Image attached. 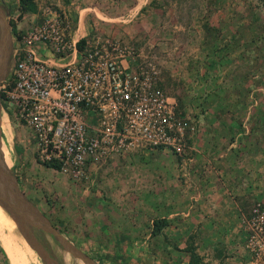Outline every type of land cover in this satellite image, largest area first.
<instances>
[{
  "label": "rangeland",
  "instance_id": "1",
  "mask_svg": "<svg viewBox=\"0 0 264 264\" xmlns=\"http://www.w3.org/2000/svg\"><path fill=\"white\" fill-rule=\"evenodd\" d=\"M1 2L8 11L11 34L12 25L19 28L20 42L12 34L13 49L23 46L21 37L43 22V9L62 10L55 0H35V14L20 15L18 0ZM137 2L139 0L125 3L124 9H130L128 14L132 13ZM145 3L146 11L143 9L136 16L125 17L128 33L123 32L122 35L103 29L98 31V35L101 39H116L132 47L136 52V63L150 70L156 84L176 99L181 109L180 118L189 131V127H193L185 154L179 157L172 152H141L139 156L131 157L133 162L126 168L121 166L114 173L111 171L109 178L104 180V189L98 186L95 190L91 187V190L84 191L89 183L95 187V179L93 182L89 175L75 177L69 171L62 172L40 161L31 129L19 119L14 103L2 99L0 150L4 162L9 169L15 168L19 189L26 197L75 247L97 264H187L190 253L185 247L190 235H193V244L202 264H264L263 194L258 198L250 196V201L238 204L232 201L235 194L224 192L227 202L223 204L227 205V210H222L224 206L218 202L219 196L215 194L216 198L209 201L210 196L205 193L208 210L207 207L196 210L197 219L202 217L203 223L186 224L183 239L175 237L168 241L163 236L152 237L149 235L151 226L148 225L150 219L158 215L159 202L164 200L171 204L174 200L170 197L172 195H168L172 192L168 183L181 194L179 208L183 212L189 210V214L195 213L194 207H188L189 194L183 190L184 179L191 163L196 160L194 152L190 153V140L198 126L203 127V138L222 134L229 138L236 127L228 128L222 122H241L240 129L245 131L242 140H249L251 136L257 153H264V12L257 0H146ZM161 11H166V14H161ZM204 20L208 21V27H205ZM145 25L149 27L147 34ZM15 61L16 57H13L12 67ZM202 65L207 70L206 77L201 75ZM232 109L233 113L230 112ZM199 114L203 117L201 124L194 119ZM205 117L211 122H206ZM247 145L243 151L252 153V148L248 149ZM201 154L205 156L204 151ZM208 158L205 157L206 162L201 166L202 183L210 175L204 172L205 169L209 168L210 172L218 169L217 165L208 162ZM205 164L210 167L206 168ZM260 164L257 159V167ZM125 170L132 175L124 179L135 187L131 194H119L120 188H116V177ZM169 173L173 175L174 183L168 179ZM162 175L165 178L160 179ZM250 177L247 179L252 182L249 186L252 187L257 179ZM192 179L186 181L187 186L191 181L195 183ZM258 181L256 188L264 187V180L259 181L261 184ZM163 191L167 194L165 197L161 194ZM111 202L112 208L108 205ZM215 203L217 211L212 208ZM121 204L130 206V209L121 210ZM133 211L142 217L139 223L144 225L133 226L131 219L129 227L122 224ZM116 213H121L123 219L106 216L115 217ZM205 215L210 217L207 219ZM187 217L183 218L179 213L172 218L186 221L189 220ZM205 222L209 225H204ZM169 228L165 230L166 237ZM112 231H118V240L125 237L124 233L129 237L121 242L111 241L107 234ZM48 237L52 250L60 258L62 256L65 264H84L62 251ZM24 240L17 227L15 230L9 224L0 207V264H43L36 251L29 244H24Z\"/></svg>",
  "mask_w": 264,
  "mask_h": 264
},
{
  "label": "built area",
  "instance_id": "2",
  "mask_svg": "<svg viewBox=\"0 0 264 264\" xmlns=\"http://www.w3.org/2000/svg\"><path fill=\"white\" fill-rule=\"evenodd\" d=\"M41 15L13 49L16 61L0 83L31 129L40 161L87 177L89 165L133 152L185 154L193 127L187 133L176 99L136 63L132 47L95 37L78 48L68 13L45 8Z\"/></svg>",
  "mask_w": 264,
  "mask_h": 264
},
{
  "label": "crops",
  "instance_id": "3",
  "mask_svg": "<svg viewBox=\"0 0 264 264\" xmlns=\"http://www.w3.org/2000/svg\"><path fill=\"white\" fill-rule=\"evenodd\" d=\"M136 1L137 0H135V2ZM145 2L146 0H142V1L139 0V3L137 2L136 6L133 7L132 13L128 14L127 11H129L130 9H127V11L126 9H124L125 8L124 5L125 3L126 4L128 3V0H55V3L57 4V6H59L60 9H62V11L68 13L71 18V29L69 32L70 37L73 38L75 42L83 38L85 40V43L89 41L90 39L99 37L98 31H103V29H110V31H113L114 33H119V34L121 33L122 35L124 34L123 32L128 33L129 30L127 29L128 27L125 24L127 19L125 17L136 16L140 14L143 9L144 11H146L147 8H144L146 4ZM161 14H166V11L165 12L161 11ZM148 16L149 14L146 16V18ZM139 18H141V16H139ZM204 22L207 24V26L205 27H208V21L204 20ZM192 26L196 27L195 24H192ZM144 29H145L144 31L145 34H147L149 27L145 25ZM15 30L19 32L18 31L19 28L16 26H15ZM14 39L16 40V37ZM39 45H43V44L40 43ZM38 52L41 56L45 57L46 53L44 52V49H41ZM201 62L203 64L204 61L202 60ZM206 71L207 70L204 69L203 67V71L201 72V75L204 77L208 76ZM237 110L238 112H240V109H236V111ZM227 111L228 109H226V112ZM230 112L233 113L234 109H232V111ZM200 114L196 116V118H194L195 120H197V122H199V124H201V121L203 120V117H201V115L203 114L201 115ZM204 115H206V112L204 113ZM204 120H206V122L210 121L208 117H205ZM240 123L241 122L239 123L231 122L229 124L226 120L222 122V124H227L226 127L228 128L229 126L236 127L234 128V131H232V133L230 134L231 136L229 138L228 136L224 137L226 136L225 134H222L219 137H210V138L204 137L203 138L201 137L203 127L198 126V129L194 133L195 136L192 137V139L190 140V144H191L190 147L192 149L190 153L194 152V158H196V160H195V163L194 162L191 163L190 171L184 179L185 189L183 190L184 192L189 194L190 197L187 196L188 201H189L188 207H194L195 209L193 212L195 213L189 214L190 213L189 210L183 212L179 208L180 207L179 205L182 200V197H180L181 194H179L178 191H175L176 189L174 190V185L172 184L170 185V183H168V189L169 191H172L168 195H172L170 197H173L174 200L170 202L171 204H169L168 202H165L163 199H161L163 201L157 204L158 215L153 216L150 219V223H148V225L152 227L153 219L155 218L167 219L169 221V227H170L169 235L167 234L168 241L169 240L172 241L173 239H175V237H181L183 239L185 232H186L184 227L188 223L190 224L191 223H196V224L201 223L202 225L203 223L201 220L202 217L200 219H197L198 217H197L196 210L198 207H200L201 209L207 207L206 210H208L209 206L206 204L207 201L205 202V195H204L205 193L210 196V198L208 199L209 201H212L214 198H216V195H218L219 196L218 202L220 201V203H222L221 205L224 206L222 210H227L225 209L227 208V205L223 204L227 202L226 198L223 195L224 192H231L235 194L233 195L234 197L232 196V201L238 204L247 203L248 201H250L249 199H252L250 196L252 197L255 196L256 198H258L264 195V187L259 186V188H256L255 186L257 180L259 181L261 179L264 180V157H263L264 153H260V152H259L260 154L257 153L255 145H253L252 140H250L251 136L249 140H244V139L242 140L243 138L242 134L245 133V131H241L242 129H240L241 127ZM211 135H214V133H211ZM246 143L249 144L247 145L248 149L252 148V153L248 149H247L248 150L247 153L243 151ZM145 151H138L135 153H131V155L129 154L123 157H112L106 160L105 162H102L101 163L102 165L99 164L98 166L101 165L99 168H96V166H93V165H89L88 175L91 177L89 179L91 180L95 179L96 185L95 187H93V185H89L90 183L89 184L87 183L88 185H86L85 190L84 189L83 190L84 191L91 190V187L92 189L95 190V188H97L98 186L104 189L105 188L103 184L104 180H107L109 178L108 174L109 173L111 174V171L112 173H114V171H117L118 168H120L121 166H122L121 168H126L128 166L127 164L130 165L133 162L131 160V157L139 156L141 152H145ZM148 151H161L163 153L166 152L162 150H148ZM202 151H204L205 156L204 154H201ZM207 156L209 157L208 162H210L211 164L217 165L218 169H217V172H214V171L210 172L209 168H207V167H210V165L205 164L207 169H205L204 172L209 173L210 175L206 177L207 181L205 183H202L201 177L203 176V173H202L203 169L201 166H202V162H206L205 157ZM257 159H258L259 164L261 161L260 167H257ZM168 175H169L168 179H171V182L174 183L173 175L171 176L170 173ZM250 175H251L250 179H254V180L257 179L255 182H253L252 187H249L252 182H249V180L247 179ZM129 177H132V175H130V172H128V170H125L124 173L118 174V177H116L118 178V182L116 183L118 187L116 188H120L119 194H131L132 190H134L135 187L130 186L129 183L124 180L125 178L128 179ZM99 178H102V180H99ZM159 178L162 179L165 177H163L162 175ZM191 178H193L192 180L195 181V183H192L191 181L190 182L191 184L187 186L186 181H188L189 179L191 180ZM92 181L94 182V180ZM259 181H258V184H261ZM197 182H198V186H196ZM132 183H134V181H132ZM154 190H155L154 193H156L157 189L155 188ZM161 194L164 197L167 195L165 194L164 191L161 192ZM113 195L115 196L116 194L114 193ZM191 195H193V197ZM108 205L109 207L112 208V202L109 203ZM213 205L214 206H212V208L215 209L217 206L216 203ZM126 208L130 209V206L125 207L123 204H121V207H120L121 210L122 209L125 210ZM217 210L218 208H216V211ZM179 213L183 215V218L188 215L189 217L187 218L189 220L184 221L180 218V221H175V219L172 217L174 215H178ZM106 216L110 218H116V220L123 219L122 217L123 215H121V213L120 215L116 213L115 217H112L109 215H106ZM118 217H120V219H118ZM205 217L208 219L210 215H205ZM126 219H124L125 220L124 222L122 221L123 222L122 224L128 227L130 225L129 223L130 219L132 222L131 224L133 226L138 227V226L144 225V223H139L141 222L142 217L139 214H137V212L135 213L133 211V213H129V216H127ZM90 220H91V217L89 218V221ZM209 220H213V219L210 218ZM204 225H209V224L208 222H205ZM101 226H104V225H101ZM117 233L118 231H116V233L112 231L111 233L107 234V238L110 239L111 241L117 240L121 242L123 240H126L127 239L126 237H129V235L124 233L125 237H123L121 240L120 239L118 240L116 236ZM225 239H220V240L225 241Z\"/></svg>",
  "mask_w": 264,
  "mask_h": 264
},
{
  "label": "water",
  "instance_id": "4",
  "mask_svg": "<svg viewBox=\"0 0 264 264\" xmlns=\"http://www.w3.org/2000/svg\"><path fill=\"white\" fill-rule=\"evenodd\" d=\"M8 11L0 3V83L9 78L13 61V40L10 25L7 21ZM1 101V98H0ZM1 113V102H0ZM0 150V207L14 221L20 234L36 251L43 264H65L52 250L49 237L72 257L80 259L84 264H97L92 258L75 247L60 230L51 224L24 192L19 189L17 179L9 174ZM34 231L42 236L38 241Z\"/></svg>",
  "mask_w": 264,
  "mask_h": 264
},
{
  "label": "trees",
  "instance_id": "5",
  "mask_svg": "<svg viewBox=\"0 0 264 264\" xmlns=\"http://www.w3.org/2000/svg\"><path fill=\"white\" fill-rule=\"evenodd\" d=\"M257 1H258V6H260L264 12V0H257ZM17 9L20 12V15L25 14V13H32L33 14L37 11V4H36L35 0H18ZM12 34L16 37V39L20 38V33L15 30V26H13V25H12ZM84 43H85V40L82 38L79 41H77L76 44H77L78 48H82L85 45ZM160 88L162 90H164L161 86H160ZM0 98H1V100L4 99L1 91H0ZM176 112H177V115L181 114V109L178 105L176 106ZM187 133H189V129L187 130ZM45 165L48 167L54 168V169H59L58 163H55V162H47V163H45ZM167 227H169V221L167 219L155 218V219H153V224L151 227L150 235L152 237L163 236V238L165 240H167V237L165 235V230ZM185 248L190 253L187 264H202L201 258L196 253V250H195V247L193 244V235L188 236L187 246Z\"/></svg>",
  "mask_w": 264,
  "mask_h": 264
},
{
  "label": "flooded vegetation",
  "instance_id": "6",
  "mask_svg": "<svg viewBox=\"0 0 264 264\" xmlns=\"http://www.w3.org/2000/svg\"><path fill=\"white\" fill-rule=\"evenodd\" d=\"M8 173L9 174H12L16 179H17V175H16V173H15V168H10V170L8 171ZM17 182H18V180H17ZM28 198V197H27ZM29 200V199H28ZM31 201V200H30ZM33 203V202H32ZM34 204V203H33ZM35 233H34V235L36 236V238L38 239V241H42V236L39 234V233H37L36 231H34Z\"/></svg>",
  "mask_w": 264,
  "mask_h": 264
},
{
  "label": "bare ground",
  "instance_id": "7",
  "mask_svg": "<svg viewBox=\"0 0 264 264\" xmlns=\"http://www.w3.org/2000/svg\"><path fill=\"white\" fill-rule=\"evenodd\" d=\"M2 209V208H1ZM3 210V209H2ZM3 212H4V214H5V216H6V218H7V220H8V222H9V224L16 230V226H15V223H14V221L10 218V216L3 210ZM16 234H17V232H15ZM24 244H28V243H26V240H24Z\"/></svg>",
  "mask_w": 264,
  "mask_h": 264
}]
</instances>
